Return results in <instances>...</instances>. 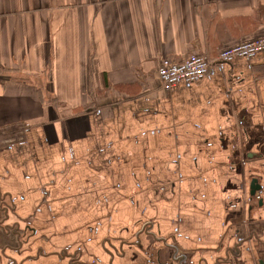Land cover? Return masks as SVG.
I'll return each instance as SVG.
<instances>
[{"label":"crops","instance_id":"1","mask_svg":"<svg viewBox=\"0 0 264 264\" xmlns=\"http://www.w3.org/2000/svg\"><path fill=\"white\" fill-rule=\"evenodd\" d=\"M261 35L264 0H0V264L264 262V52L157 77Z\"/></svg>","mask_w":264,"mask_h":264},{"label":"built area","instance_id":"2","mask_svg":"<svg viewBox=\"0 0 264 264\" xmlns=\"http://www.w3.org/2000/svg\"><path fill=\"white\" fill-rule=\"evenodd\" d=\"M260 52H264V35L224 47L215 59L198 54H192L181 62L164 59L157 69V77L161 87L170 90L178 84L199 82L219 63L231 62L237 58L251 60Z\"/></svg>","mask_w":264,"mask_h":264},{"label":"water","instance_id":"3","mask_svg":"<svg viewBox=\"0 0 264 264\" xmlns=\"http://www.w3.org/2000/svg\"><path fill=\"white\" fill-rule=\"evenodd\" d=\"M258 189H259V185L257 183V180L253 179L250 183V194L253 196ZM260 264H264V262L261 261Z\"/></svg>","mask_w":264,"mask_h":264}]
</instances>
